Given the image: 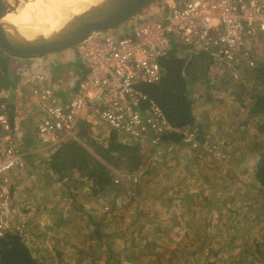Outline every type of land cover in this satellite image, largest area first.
I'll return each instance as SVG.
<instances>
[{
    "label": "rangeland",
    "instance_id": "374dc122",
    "mask_svg": "<svg viewBox=\"0 0 264 264\" xmlns=\"http://www.w3.org/2000/svg\"><path fill=\"white\" fill-rule=\"evenodd\" d=\"M133 31L130 21L116 32ZM240 77L211 86L208 75L192 89L199 141L202 136L201 143L218 148L221 156L209 155L202 147L195 153L173 136L166 142L171 147L141 153L146 173L133 199L116 192L113 184L99 195L91 180L77 171L59 182L47 164L46 155L52 153L36 154V162L31 160L15 177L10 207L15 220L27 224L24 240H29L38 262L264 264V188L255 178L264 136L249 117L251 106L238 98L242 72ZM21 106L18 103L16 110ZM25 106L29 110L30 101ZM103 129L91 135L100 145L106 142ZM28 131L36 144L35 128ZM20 141L24 150L32 148L27 141L24 145L23 137ZM176 143L179 149L173 147ZM116 193L124 195L126 205L106 211Z\"/></svg>",
    "mask_w": 264,
    "mask_h": 264
},
{
    "label": "built area",
    "instance_id": "2783aa9c",
    "mask_svg": "<svg viewBox=\"0 0 264 264\" xmlns=\"http://www.w3.org/2000/svg\"><path fill=\"white\" fill-rule=\"evenodd\" d=\"M152 6L155 9L149 14L131 21L132 33L99 34L76 47L85 75L69 89L36 71L34 57L25 64L21 76L26 77L34 100L35 147H22L10 116L12 104L0 87V239L10 232L25 237L28 233L27 224L15 220L10 207L15 177L25 172L32 156L53 153L66 141L78 140L82 124L92 128L105 124L142 154L171 147L165 137L175 130L143 87L162 80L163 61L175 47L205 52L214 85L220 79L239 81L244 67L264 62V0H159ZM198 130L197 124L184 130L183 144L195 153L202 147L209 155L221 156L218 148H207L199 141ZM145 168L144 163L135 173L110 168L109 177L116 186L129 185L125 194L133 199ZM126 201L124 195L117 196L114 208L121 210ZM104 208L111 209L109 205Z\"/></svg>",
    "mask_w": 264,
    "mask_h": 264
},
{
    "label": "trees",
    "instance_id": "16d2710c",
    "mask_svg": "<svg viewBox=\"0 0 264 264\" xmlns=\"http://www.w3.org/2000/svg\"><path fill=\"white\" fill-rule=\"evenodd\" d=\"M0 53H2L0 87L2 89L14 87L15 78L8 71V60L4 57L5 53L6 56L8 54L1 47ZM162 67L165 71L162 80L158 84L144 86L143 90L162 107L170 128L178 131L170 132L165 141H170L174 136L179 142L183 137V131L192 130L195 126L192 89L206 79L211 62L205 52L175 47L171 55L163 61ZM242 73L244 80L239 82L236 89L238 98L241 102L247 101V105L251 106L249 117L259 124L260 132L264 136V62L255 68L244 67ZM209 92L208 88L207 93ZM15 111L16 107L12 105L11 118ZM13 120L12 123L16 125ZM80 129L77 133L78 140L66 141L50 155L47 161L49 170L58 176L59 182H65L77 171L84 178L91 180L93 186L99 189V195L105 193L107 189L111 190V184L115 186L116 192L126 193L129 185L116 186L114 180L109 177V168L135 173L143 163L139 148L126 142L124 136L116 131L110 133L105 145L103 143L100 145L92 138L89 130H86V124H82ZM200 140L204 141L202 136ZM88 147H91V151ZM174 148L179 149V144L176 143ZM256 159L258 161L255 178L264 188L263 146H260ZM117 194L113 195V202ZM110 207L113 209L115 206L112 203ZM24 238L25 236L10 232L5 238L0 239V264H40L28 245L29 240ZM117 261V264H120L121 260Z\"/></svg>",
    "mask_w": 264,
    "mask_h": 264
},
{
    "label": "water",
    "instance_id": "95a60500",
    "mask_svg": "<svg viewBox=\"0 0 264 264\" xmlns=\"http://www.w3.org/2000/svg\"><path fill=\"white\" fill-rule=\"evenodd\" d=\"M159 0H103L76 16L67 26L48 37L27 40L20 37L17 27L3 22L15 13L25 0H0V47L19 57H43L71 50L93 36L122 27ZM11 28L9 33L7 27Z\"/></svg>",
    "mask_w": 264,
    "mask_h": 264
},
{
    "label": "crops",
    "instance_id": "0c3cea01",
    "mask_svg": "<svg viewBox=\"0 0 264 264\" xmlns=\"http://www.w3.org/2000/svg\"><path fill=\"white\" fill-rule=\"evenodd\" d=\"M153 7H155V6H152L149 9L154 10ZM4 57H6V59L8 60V71L11 73V75L14 76L15 85H14V87H9L7 89L3 88V89L6 91V96L9 98L10 102H12L13 106L16 107L17 104L20 102H22V105H23V106H21L22 108L20 107L18 110L15 111V114L12 115V118L14 119V120L13 119L12 120L14 123L17 122L16 126H17V129L19 131L18 132L19 139H20V137H23V139L25 140V142L23 141L24 145H26V141H27L28 144L30 145L29 148L35 147L36 144L33 143V139L29 138V134H32V133L29 131L27 132V129L32 130V127L33 128L35 127V117H36L35 109H33V107L31 108V105L33 106L34 100L31 97V94H30L29 89H28V85L25 82L26 77L21 76V75H23V72L25 70V67H26L25 64L28 61H30L32 57H19V56L12 57L9 55H7V56L5 55ZM16 57L20 58L21 60H18ZM32 61L35 62V70L36 71L44 72L45 74H47L49 76L50 80L55 85L56 84H66V86H67L66 89H69V87H70L69 85H71L73 87L74 84H76L78 82V80L81 79L85 75V69L77 57L75 48L71 49V50L63 51L61 53L48 55V56H43V57H38V58L34 57V58H32ZM14 63H16L17 65H15ZM14 65H15V68H14ZM71 72H73V75H71L73 77L69 76L70 75L69 73H71ZM25 99L27 101H25ZM29 101H30V106H29V110H28L25 106V103L28 104ZM203 101H204V103L206 102L205 100H201L199 103L202 104ZM198 110H197V112H198ZM203 114H204V112H203ZM203 117H204V115H203ZM208 122L209 121L205 120V123H208ZM24 124H27V126L30 125V127L28 126L27 128H23L22 126ZM94 125H95L94 128H92L91 125H88V124L86 125V127L91 129V130H89V132L92 133L91 135L92 136L94 135V132L98 129V127H102V128H104L103 129L104 139L107 140L112 131H110V129L105 124L97 123ZM18 126H19V128H18ZM80 130L81 129H78L77 133ZM209 131L212 132L211 128H209ZM31 141H32V144H31ZM34 156L29 158L28 164H31L30 161L35 159ZM46 156L48 158L50 157V155H46ZM33 161L36 162V160H33ZM44 161H46V160H44ZM109 171H110V168H109Z\"/></svg>",
    "mask_w": 264,
    "mask_h": 264
},
{
    "label": "bare ground",
    "instance_id": "6f19581e",
    "mask_svg": "<svg viewBox=\"0 0 264 264\" xmlns=\"http://www.w3.org/2000/svg\"><path fill=\"white\" fill-rule=\"evenodd\" d=\"M25 1L15 13L6 16L3 22L16 26L18 35L27 40L51 36L67 26L76 16L103 2V0ZM7 30L9 33L12 32L9 27Z\"/></svg>",
    "mask_w": 264,
    "mask_h": 264
},
{
    "label": "clouds",
    "instance_id": "9594fccd",
    "mask_svg": "<svg viewBox=\"0 0 264 264\" xmlns=\"http://www.w3.org/2000/svg\"><path fill=\"white\" fill-rule=\"evenodd\" d=\"M2 49V48H1ZM8 54V53H7ZM5 55H6V53H5ZM1 56H2V53H1ZM165 72V71H164ZM164 75V74H163ZM209 83H210V85L211 86H213L214 84H212V82L210 81V79H209ZM155 85V84H154ZM209 90H210V88H209ZM217 90V89H216ZM145 92V91H144ZM146 93V92H145ZM147 94V93H146ZM25 150H27V149H25Z\"/></svg>",
    "mask_w": 264,
    "mask_h": 264
}]
</instances>
